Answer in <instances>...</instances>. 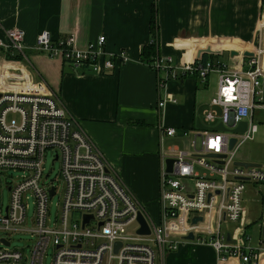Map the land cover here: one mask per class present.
<instances>
[{
	"label": "built area",
	"instance_id": "2783aa9c",
	"mask_svg": "<svg viewBox=\"0 0 264 264\" xmlns=\"http://www.w3.org/2000/svg\"><path fill=\"white\" fill-rule=\"evenodd\" d=\"M24 35L22 29H8L4 37L0 36V263L44 264L48 249L53 248V264H156L160 249L175 251L190 232L211 244L222 260L237 256L245 262L260 263L264 255V202L256 248L247 251L242 243L228 242L220 225L224 221L243 223L248 185H264V161L238 157L242 145L253 139L259 123L264 122L263 43L236 68L213 57L186 61L178 67L182 74L176 72L170 56H159L148 63L165 74L161 87L186 75L205 82L216 73L218 91L206 111L207 129H165L167 136L194 134L193 149L170 146L164 151L162 221L157 224L147 218L151 233L143 235L137 230L138 213L144 211L88 135L75 124L69 108L45 88L15 85L21 77L5 65L15 61L17 53L24 55ZM105 43L106 36L100 35L80 49L74 34L60 39L43 30L36 37L37 49L51 58L98 74L115 73L129 55L124 50L108 53ZM243 122L246 129L236 132L234 129ZM220 123L225 130L213 128ZM232 138L236 143L230 149ZM49 151L54 152L52 167L60 161L61 189L47 181L51 173H45ZM168 158L174 159L170 172ZM238 162L258 164L244 166ZM197 166L206 172L200 173ZM4 188L8 202L3 206ZM60 190L57 216L52 220L50 201ZM30 199L32 217L27 216ZM85 215L91 216L87 222ZM197 216L203 219L193 223ZM14 232H29L34 239L25 247L12 246ZM117 242L121 246L116 251Z\"/></svg>",
	"mask_w": 264,
	"mask_h": 264
},
{
	"label": "crops",
	"instance_id": "0c3cea01",
	"mask_svg": "<svg viewBox=\"0 0 264 264\" xmlns=\"http://www.w3.org/2000/svg\"><path fill=\"white\" fill-rule=\"evenodd\" d=\"M263 20L264 0H0V36L8 29L25 33L24 55L17 53L21 58L5 65L21 77L15 85L55 93L150 222L157 224L162 221L164 151L170 146L192 151L195 138L194 134L167 136L165 129L202 130L197 119L209 126L205 115L218 91V75L211 73L205 82L186 75L161 87L166 76L143 61V48L154 43L156 57L170 56L178 74L186 61L205 54L215 59L225 56L236 68L257 44H264ZM43 30L60 39L74 34L80 49L105 35L106 51L124 50L129 60L111 74L75 68L37 49L36 37ZM214 83L216 89L211 91ZM164 99L168 101L160 105ZM196 170L206 172L200 166ZM254 184L248 185L244 222L220 225L228 242L242 243L247 251L256 248L261 238L258 221L264 185ZM255 206L259 218L253 216ZM156 264L253 263L237 256L222 260L211 244L195 235L185 237L175 251L160 249ZM259 264H264V255Z\"/></svg>",
	"mask_w": 264,
	"mask_h": 264
},
{
	"label": "rangeland",
	"instance_id": "374dc122",
	"mask_svg": "<svg viewBox=\"0 0 264 264\" xmlns=\"http://www.w3.org/2000/svg\"><path fill=\"white\" fill-rule=\"evenodd\" d=\"M256 41V40H255ZM253 42L254 44H257V42ZM258 45V44H257ZM219 60L226 62L225 56L219 57ZM216 80V78H214ZM215 83L212 85L211 91L215 90ZM264 119V115L261 117ZM239 159H245V160H252V161H264V122L259 123V128L257 129L253 139L248 140L245 142L242 147L240 148L238 152ZM54 158V152L49 151L46 158V164L45 173L51 171L50 176L47 178V181L49 183H53L54 185L58 186L59 189H61L62 180L60 178V161H56L54 167H52V161ZM252 184V183H251ZM255 185V184H254ZM256 185L255 187H257ZM262 187V197H264V186ZM60 194L61 190L57 195L50 201V208H51V219L55 220L57 216L58 211V202L60 200ZM260 199V198H259ZM8 202V191L7 189H3L1 194V203L6 205ZM33 199H30V210L27 212V216L32 217L33 216ZM259 204H261V201H258ZM257 202V203H258ZM255 203V204H257ZM256 210L253 212L254 217H258L260 211L258 210V206H255ZM259 218V217H258ZM133 229V226L131 227V230ZM251 232V230H248V234ZM34 237L29 232H14L11 236L12 246H18V247H25L27 244H31ZM27 252L29 251V248H26ZM53 248H49L45 258H44V264H53ZM0 264H20V263H0Z\"/></svg>",
	"mask_w": 264,
	"mask_h": 264
},
{
	"label": "water",
	"instance_id": "95a60500",
	"mask_svg": "<svg viewBox=\"0 0 264 264\" xmlns=\"http://www.w3.org/2000/svg\"><path fill=\"white\" fill-rule=\"evenodd\" d=\"M197 127L199 128H203V129H207L208 127L205 126L200 119H197ZM247 127V124L245 122L241 123V125L237 128H235L234 130L236 132H242L246 129ZM214 129L216 130H225L226 128L223 126L222 123H220L219 125L213 127ZM236 143V138H232L230 140V149H232L234 147ZM210 156H221V155H214V154H210ZM223 156V155H222ZM173 164H174V159L172 158H168L166 160V166H167V171H172L173 170ZM237 164H242L244 166H249V165H256L258 163H255V162H238ZM54 193V190L51 191V194ZM91 218L90 215H85V222L89 221V219ZM203 218L201 216H197V217H194L193 218V223H197L198 221H201ZM138 222L140 224V227L139 229L137 230V233L139 234H143V235H147V234H150L151 233V228H150V225H149V221L146 217V215L142 212V211H139L138 213ZM187 239H194L195 238V235L193 232H190L187 236H186ZM121 246V242H117L116 243V251L117 249Z\"/></svg>",
	"mask_w": 264,
	"mask_h": 264
},
{
	"label": "trees",
	"instance_id": "16d2710c",
	"mask_svg": "<svg viewBox=\"0 0 264 264\" xmlns=\"http://www.w3.org/2000/svg\"><path fill=\"white\" fill-rule=\"evenodd\" d=\"M151 24H152V27H151L152 32L155 34L157 31V20L155 17V13H153ZM156 56H157V48H156V45L154 43L143 48V50H142L143 61H145L147 63H151L154 61ZM212 57H213L212 55H206V54L203 56L204 59H208V58H212ZM13 58L14 59H20L21 56L19 54H16Z\"/></svg>",
	"mask_w": 264,
	"mask_h": 264
}]
</instances>
